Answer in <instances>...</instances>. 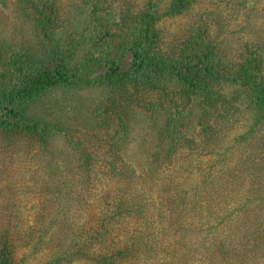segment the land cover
Returning <instances> with one entry per match:
<instances>
[{
    "label": "trees",
    "instance_id": "16d2710c",
    "mask_svg": "<svg viewBox=\"0 0 264 264\" xmlns=\"http://www.w3.org/2000/svg\"><path fill=\"white\" fill-rule=\"evenodd\" d=\"M200 1L17 0L39 48L0 43V135L39 143L50 185L44 203L6 202L20 204L1 225L0 264H18L27 224L39 226L37 242L57 226L73 236L55 264H264V0H217L168 36L164 24ZM226 27H238L236 39L220 37ZM90 86L104 93L97 126L115 128L107 149H87L31 113L53 90ZM134 109L151 120L145 143L154 150L129 156ZM56 133L72 168L46 149ZM54 186L67 197L61 189L47 204ZM29 203L40 205L33 217L20 212ZM73 203L77 217L68 215Z\"/></svg>",
    "mask_w": 264,
    "mask_h": 264
},
{
    "label": "rangeland",
    "instance_id": "374dc122",
    "mask_svg": "<svg viewBox=\"0 0 264 264\" xmlns=\"http://www.w3.org/2000/svg\"><path fill=\"white\" fill-rule=\"evenodd\" d=\"M64 1V4L72 7L71 3L73 0ZM253 1L256 2L257 0ZM218 4L217 0H201L190 12L188 17L169 20L164 24L168 36L177 34L179 30L185 26V23L190 20L189 18L196 17L208 8H215ZM254 10L257 13L258 10L256 8ZM237 28L238 27H232L228 32H225L227 30L226 27L222 31L224 34L220 37L222 39H236V34L239 31ZM0 43L6 46L16 45L24 47L30 51H35L39 48L35 27L27 14L23 12L17 0H0ZM103 94L101 88L92 86L56 89L37 102L32 107L31 113L48 120L53 125H60L68 128L69 131L77 136V139L86 142L85 147L87 149H107L102 147L106 146L107 142L111 140L112 135L115 133L113 122L112 127L108 129L101 128L97 126L92 116L93 109L104 100ZM129 114V124L132 127V131L128 138L129 140L123 144L124 147H126V152L128 150L127 154L132 156L131 154H134V152L139 149L147 153L152 152L154 150L152 141L150 140L145 143L146 140L150 139V136L148 137L147 134L153 131L151 128L152 126L150 127L152 123L149 116L137 109L129 110ZM40 146L39 143L38 145L31 144L30 140L23 136H19L18 138L12 137L9 140L5 136L0 135V229L3 225H5L4 227L7 226L10 214L14 215L13 212L15 211L16 204L19 202L14 203V205H12L13 208H8L6 205L8 200L16 201V199H21L24 202H45L41 194L47 195L45 184L50 185L48 174L50 173L51 165L49 164L50 157H35V149H40ZM46 149H52L53 153L57 154V156L60 155L65 163L72 168V158L68 151L70 148L63 135L56 133L50 136ZM51 163L56 164L52 159ZM39 169L40 171L35 173ZM31 176L40 179V182H33L30 178ZM10 182H12V184H10ZM25 183L27 185L23 186ZM10 186L11 188H9ZM55 186L52 189L51 195L46 196L47 204H52L48 202V199H52V202H54V195L58 194L61 189L63 190L60 191L61 194L59 195L64 198L67 197L66 195L68 193L64 190L65 186L56 190ZM19 191L21 193H19ZM25 204L27 203H24V207ZM39 206L40 205L30 210L32 206L29 203V209L23 208L20 212L22 214L24 213L23 215L33 217L32 215H37L39 213ZM25 210L28 211L26 212ZM56 210L61 211L60 208H57L52 214H57ZM16 213L18 214L17 211ZM49 213L50 211H44L40 215L50 217L47 216ZM68 215L72 217L80 215L79 206L75 203L69 204ZM85 217L87 218V215H85ZM44 221L45 219L43 222ZM38 227L39 226L36 224L31 230V227L27 224L25 228L22 227L19 229V231H22L21 236L23 239L27 240L25 242L22 241L23 239L17 240L15 260L18 264H55L54 255L58 252V250H56L57 247L67 248V246H70L72 243L68 237L73 238V236H71L70 233H66V236H64L63 232H60L57 228L58 226L55 227L56 231L44 234L42 236V241L37 242L39 235H41ZM30 230L31 233L29 234ZM62 237L66 239V242L61 244L58 239ZM73 261L74 262L67 264H84L78 260Z\"/></svg>",
    "mask_w": 264,
    "mask_h": 264
}]
</instances>
